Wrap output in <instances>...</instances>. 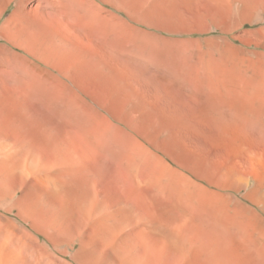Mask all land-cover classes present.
I'll return each instance as SVG.
<instances>
[{
  "label": "rangeland",
  "instance_id": "rangeland-1",
  "mask_svg": "<svg viewBox=\"0 0 264 264\" xmlns=\"http://www.w3.org/2000/svg\"><path fill=\"white\" fill-rule=\"evenodd\" d=\"M151 1L153 23L136 25L138 33L153 34V72L145 71L144 46L136 66L91 70L83 86L33 65L0 63V140L9 168L0 165V215L41 243L58 240L61 227L63 233L72 227L74 243L61 248L86 264H237L230 260L229 241L212 238L206 227L180 230L186 246L179 255L148 234L142 219L157 222L160 216L149 202L152 194L142 191H148L146 176L153 170L166 172L169 182L183 175L207 198V214L220 205L232 208L234 201L255 211L261 221L245 215L234 228L262 235L264 243V0ZM178 38L197 39V72L187 61L179 64L176 55L168 62ZM182 79L185 87H167ZM131 163L138 166L137 181L127 173ZM46 176L62 200L52 188H42ZM88 189L96 202L89 220L82 215ZM213 192L219 196H209ZM118 200L135 216L122 227L113 223ZM81 243L98 257L87 256Z\"/></svg>",
  "mask_w": 264,
  "mask_h": 264
},
{
  "label": "crops",
  "instance_id": "crops-1",
  "mask_svg": "<svg viewBox=\"0 0 264 264\" xmlns=\"http://www.w3.org/2000/svg\"><path fill=\"white\" fill-rule=\"evenodd\" d=\"M241 1L243 5L247 2ZM152 17L151 0H0V63L13 60L33 65L35 71L57 72L83 86L84 73L91 70L124 71L123 66H136L141 60L139 46H144L145 71L153 72V34L138 33L136 25L153 23ZM175 40L177 53H168V62H174L176 55L179 64L187 61L197 72V39ZM176 68L185 71L184 65ZM181 77L184 79L183 74ZM183 79L171 80L167 87H185ZM183 221L174 231L181 247L186 243L181 242L180 230L191 225L197 230V219ZM194 233L197 238V231Z\"/></svg>",
  "mask_w": 264,
  "mask_h": 264
},
{
  "label": "bare ground",
  "instance_id": "bare-ground-1",
  "mask_svg": "<svg viewBox=\"0 0 264 264\" xmlns=\"http://www.w3.org/2000/svg\"><path fill=\"white\" fill-rule=\"evenodd\" d=\"M256 92H258V86H257ZM65 133H66V131H65ZM3 134L4 133H0L1 137ZM144 152H145V150H144ZM6 154H7L6 153V145H5V143L1 142V140H0V165L7 169L8 167L6 166V164H4ZM71 154H72V152L68 155L65 154L66 156L64 157V160H63L65 166H66V163H68L70 160H72V159H70L73 157ZM34 162L30 163L29 168L38 174L40 172V168ZM15 167H14V169H15ZM4 168H2V169L4 170ZM127 173H128V175H130L132 177V179L134 181L138 180V178H139L138 177V166L136 165V163L135 164L134 163L128 164ZM257 174L259 175V173H257ZM48 176H46V182L43 183L42 188L43 187L44 188H52L53 191L57 192L55 196L58 197L61 194L60 192H58L59 190H57L58 186H57L56 182ZM147 178H148V180L145 181L146 185L145 184H142V185H145L146 189L148 191L143 190L142 192H144L145 194L150 193L153 196L165 194V197H163V198L157 197L156 198V197H152V195H150L151 200L149 199L150 200L149 202H150L151 206L153 205V207H152L153 210L154 211L157 210V211H155V212H157V215L159 212L160 218L156 217L157 222H153V221L148 222L146 219H142V222H144V225H145V228H146L148 234L156 236L165 246L172 249V251L175 254L180 253V251H181L180 248H182L180 246L179 241L177 240V238L175 236V232H174L175 229L177 228V225L178 224L181 225L183 220H185V221L189 220V222L193 223L197 219V227L198 228H203V227L208 228L213 234V235L211 234L213 236L212 238L215 237L217 240L218 239H226L227 241H229V247H230L229 256H230V260H233L234 263H237V264L238 263L239 264H259V263L264 264V243H263V238H262L263 236L262 235L256 236V234L254 232H252V233L247 232V233L241 234L240 232H237L234 228L235 219L243 217L245 215L247 218L250 219V221H255V220L261 221L262 220V219H260L261 217H259V215L255 211H253L247 207H244L241 204H239L238 202L234 201L232 208H229V206L220 205V206H217L216 209L214 208L215 214L210 215V214L206 213L208 210L206 208L207 203H208L206 201L207 198L202 197L203 194H201V193L194 192V190L190 188L191 182L185 176H183V175L179 176V179L177 178V181L174 180V181L169 182L168 179L165 180L166 178H168L166 172H155V170H153L150 172L149 176H146V179ZM258 183L261 184V179L259 180ZM140 184H141V182H140ZM236 185H238V184H236ZM255 190H257V189H255ZM58 193H60V194H58ZM207 193H206V195H207ZM62 194H61V200H62ZM85 194H86L85 197L88 198L87 199L88 203H86L84 201L86 203L85 205L83 203L85 213H83L82 215H84L85 219H88L89 217H91V216H89L88 213L90 212L91 209L96 207V202H95V199L93 196V191L91 189H88V191ZM206 195H204V196H206ZM210 195L211 196L214 195L216 198L219 196L215 192H213V194H209V196ZM196 196H197V199H196ZM257 202H259V201H257ZM63 203H65V202H63ZM114 203L116 206L114 213H113V218H114L113 223H114L115 227L116 226L122 227L125 224H130V221H131L130 218L135 217L134 214H132L131 208L127 207V205H125V204L123 205L122 202L119 200L114 202ZM38 207H39L38 204H34V206L31 207V209H30L31 212L34 211V213H35L36 210L39 209ZM99 210H101V209H99ZM28 215L30 216V212ZM33 215L31 217H33ZM80 217H83V216H80ZM55 218L57 219L58 217H55ZM60 218H61V216H60ZM27 220H28V218L27 217L25 218V215H24V217H23L24 223ZM52 220H54V217ZM104 220H105V218H104ZM135 221L137 222V220H135ZM155 221H156V219H155ZM50 222H51V220H50ZM180 222H181V224H180ZM52 223L53 222H51V224ZM55 224H56V222H55ZM28 225H30V224H28ZM179 225H178V227H179ZM54 226H56V225L51 226V230H52V227L54 228ZM48 227H50V226L48 225ZM63 227H61L59 229V231H61V233L64 232ZM66 228L67 229H65V233H63V234H65L64 235L65 236L64 241L61 240L63 237V236L60 237L61 233H58L59 236L58 235L57 236L60 239L58 238V240H56V241H52V242L50 241L51 243H45L46 241L44 243H41V241L39 242L35 238V235H33L31 233V231H29L25 226L18 225V223L10 220L9 218L0 215V264H86V262L84 261L85 259L80 257L79 255H77V256L75 255L73 257H67L66 250H64V248H61L63 245H67L69 247L70 244L74 243L73 242V240H74L73 239V232H71L72 227H71V229H70V227L68 229V226ZM61 229H63V230H61ZM57 232L55 234H57ZM113 237H116V236L114 235ZM219 241H218V243H219ZM84 243H81V247H80L81 250H85V252H87V256H89V257L90 256H92L94 258L98 257L97 252H88L89 250L87 249V244H84ZM101 263H103V262H101Z\"/></svg>",
  "mask_w": 264,
  "mask_h": 264
}]
</instances>
